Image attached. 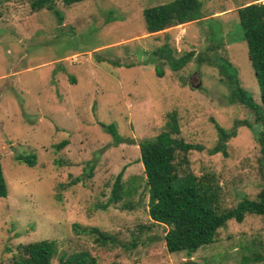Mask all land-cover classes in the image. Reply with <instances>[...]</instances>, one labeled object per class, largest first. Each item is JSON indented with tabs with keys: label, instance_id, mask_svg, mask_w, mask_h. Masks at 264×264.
Instances as JSON below:
<instances>
[{
	"label": "rangeland",
	"instance_id": "rangeland-1",
	"mask_svg": "<svg viewBox=\"0 0 264 264\" xmlns=\"http://www.w3.org/2000/svg\"><path fill=\"white\" fill-rule=\"evenodd\" d=\"M169 1H56L57 17L32 11L30 0H0V165L7 189L0 198V264H11L17 245L40 240H53L57 255L85 251L95 264H264L263 216L227 222L213 243L187 257L165 250L166 227L148 215L138 142L164 130L168 112L177 113L178 136L202 147L180 169L213 173L222 208L254 198L260 169L264 174L256 140L260 133L264 140V106L235 12L264 0H200L201 19L147 34L142 9ZM164 44L174 58L193 56L174 71L149 56ZM224 60L261 106V119L232 99L233 85L219 68ZM210 118L226 129L250 124L228 140L226 157L206 153L216 139ZM99 123L114 124L121 143ZM62 140L67 144L57 149ZM31 153L32 167L13 158ZM119 172L124 191H132L102 208ZM75 177L83 179L71 185ZM72 223L97 227L116 244L98 245L73 233ZM133 240L135 246H122Z\"/></svg>",
	"mask_w": 264,
	"mask_h": 264
},
{
	"label": "trees",
	"instance_id": "trees-1",
	"mask_svg": "<svg viewBox=\"0 0 264 264\" xmlns=\"http://www.w3.org/2000/svg\"><path fill=\"white\" fill-rule=\"evenodd\" d=\"M59 1L70 6L84 0H30L32 11L47 9L55 16V2ZM200 0H171L164 4L142 9L144 31L147 34L159 32L165 28L197 21L203 17ZM236 15L241 38L245 42L247 57L257 84L260 104L264 106V2L248 3L237 7ZM58 17V16H57ZM149 56L166 61L172 70L176 71L185 65L193 56L192 52L180 58H174L171 50L164 44L153 50ZM196 60L201 61L198 56ZM220 72L226 81L233 85L232 99L256 114V120L262 118L261 106L254 103L251 96L242 90L236 78V72L226 60L219 65ZM157 77L162 76L159 65L155 66ZM231 72V74H228ZM74 82V79H71ZM178 116L175 111L166 113L164 130L152 138H143L138 142L139 161L143 168L144 187L148 194V215L154 224L166 227L163 235L165 250L168 253L183 252L187 257L197 249L207 246L216 240L219 229L227 222L241 223L246 215L264 217V174L261 169L264 163V140L261 135L256 138L259 144L261 164L260 190L254 198L241 196L230 208H222L221 185L215 175L205 172L196 176L181 170L180 164L186 162V156L191 151L202 149L200 145L187 143L179 135ZM216 139L213 145L206 150L208 155L221 154L227 156V142L234 137L238 127L250 124L246 121L234 122L231 128L226 129L210 118ZM102 130L110 134L115 145L121 143L114 124H98ZM67 144L62 140L55 147L60 149ZM14 160L29 167L35 165V155H14ZM176 158L179 161L176 162ZM92 168L84 169L83 176L91 177ZM119 172L113 182L110 197L105 205L116 203L124 194L131 193L132 187L124 191V183L120 180ZM82 177H75L71 185L82 181ZM7 189L0 165V198L6 197ZM71 229L75 234L92 236L93 242L98 245L116 244L114 237L100 231L97 227L83 226L72 223ZM141 231V229H139ZM124 248L135 246L134 240ZM11 264H51L57 257L58 264H95V258L85 251L66 255H57L56 244L53 240H40L16 246ZM259 257V256H258ZM196 264V263H193Z\"/></svg>",
	"mask_w": 264,
	"mask_h": 264
}]
</instances>
